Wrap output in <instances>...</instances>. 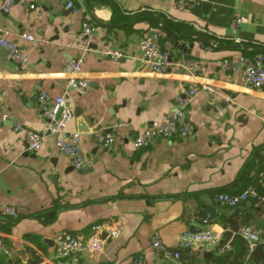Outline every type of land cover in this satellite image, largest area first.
Instances as JSON below:
<instances>
[{"label":"crops","instance_id":"1","mask_svg":"<svg viewBox=\"0 0 264 264\" xmlns=\"http://www.w3.org/2000/svg\"><path fill=\"white\" fill-rule=\"evenodd\" d=\"M177 1L14 0L9 13L0 12L1 35L19 46L27 62L25 71L18 69L0 48V115L8 116L0 125V264H68L55 257V236L67 231L86 241L92 226L105 222L120 227L118 236L100 255L84 248L80 264H216L217 251L205 256L201 247L180 245L184 231L205 229L201 220L208 214L209 229L232 239L233 254L241 252L233 244L240 227L264 233V197L236 208L215 202L220 193L240 192L247 176H257L264 189V87H248L240 73L222 67L224 60L264 52V0H188L193 7L182 9ZM235 9L244 18L237 28ZM84 21L97 28L88 52L82 47ZM170 22L191 34L182 27L171 31ZM151 32L170 54L165 74L152 73L142 60L139 41ZM24 34L48 42L30 44ZM104 49L125 57L103 58ZM182 56L198 61L200 71H185ZM80 57L90 81L83 95L65 90L66 64ZM204 85L213 93L201 91L189 106L190 136L134 148V139L153 121L172 113L178 95ZM42 91L66 95L73 111L67 130L81 134L86 159L80 171L48 133L34 99ZM115 124L120 126L110 148L89 132ZM16 125L22 130L16 132ZM29 132L43 138L35 153L26 151ZM5 207L17 216H4ZM155 233L180 259L156 254Z\"/></svg>","mask_w":264,"mask_h":264},{"label":"built area","instance_id":"2","mask_svg":"<svg viewBox=\"0 0 264 264\" xmlns=\"http://www.w3.org/2000/svg\"><path fill=\"white\" fill-rule=\"evenodd\" d=\"M14 5V0L6 1L1 7L0 12L9 13ZM177 6L179 8H191L193 3L188 0H178ZM31 8H34L32 6ZM67 8L76 14V9L73 2L67 4ZM244 18L238 12L234 11V23L237 28ZM97 31L96 25L90 21H84L81 28L82 47L84 52L91 49V42ZM3 30L0 28V48L6 53L7 58L14 62L18 69L25 71L27 69L26 58L19 48L13 42L4 38ZM24 40L30 44H38L44 46L47 40L43 38H36L31 34H24ZM139 49L142 54V60L154 74H165L170 70L172 61L170 54L165 50L158 36L144 37L139 41ZM103 58L118 61L123 59L125 55L118 50L104 49L100 51ZM180 66L187 72L195 73L200 71V64L198 61L181 57ZM222 67L227 73L238 72L242 75L245 84L248 87L259 90L264 87V55L260 52L254 56H241L238 59L224 60ZM68 79L65 84V90H73L79 95L85 94L90 88V81L84 77L83 60L82 58L70 59L65 67ZM207 91L213 93V90L204 85L200 89L192 88L176 97L173 103V111L168 116L161 120L153 121L145 131L138 135L133 145L135 149H146L157 139H173L185 138L190 136L194 128L188 125L185 121L187 110L195 97L201 92ZM38 104L39 111L47 123V130L49 134L57 137L56 146L58 150L71 158L74 169L80 171L84 168L86 159L83 150L80 146L81 134L78 132H68L67 127L73 119V111L68 106L66 95H58L50 97L46 92L42 91L34 97ZM8 120V116L4 113L0 115V125ZM120 125L115 124L111 127L96 129L91 132V136L96 142L104 148H110L115 141L114 132ZM14 130L21 131L22 127L16 125ZM42 135L36 133H27L26 136V151L28 153H35L40 150L42 146ZM250 199H259L257 192L249 188L240 194L220 193L215 197V202L222 207L236 208L240 204L249 201ZM3 215L7 217H16L17 212L13 207H5ZM212 216L208 214L201 220L205 227L202 231L192 232L184 231L180 237V245L184 249H194L201 247L208 253L217 251L219 255H223L232 249V239L223 240L222 236L209 229L211 225ZM120 227L109 222L98 223L92 226L91 233L86 241L75 237L67 231L59 232L54 239L55 242V257L60 260H67L68 264H80V253L86 248L92 255H100L103 253L105 245L108 240L114 239L118 236ZM236 235L243 240L249 251L255 250L259 246L264 247V233L257 230L252 225H244L238 229ZM152 247L156 254L163 260L180 259L179 252H174L168 249L161 240L158 233L152 236ZM136 264H141L136 261Z\"/></svg>","mask_w":264,"mask_h":264},{"label":"trees","instance_id":"3","mask_svg":"<svg viewBox=\"0 0 264 264\" xmlns=\"http://www.w3.org/2000/svg\"><path fill=\"white\" fill-rule=\"evenodd\" d=\"M150 20H152V19H150ZM154 22H155V24L158 23L157 21H154ZM155 27H156V25H155ZM168 27H170L171 31L176 32V33L179 31H183V30H180V28L182 27L181 29H184L185 33L191 34V30L188 29L187 27L183 28V25H181V24H174V23L170 22ZM158 39H159L160 44H161L163 42V40L159 37H158ZM261 53L264 55L263 51H261ZM259 173L260 172L257 171L256 175H258ZM242 183H243V189L240 192H238L237 194H240L249 188L254 189L258 193L259 199H251L250 201L253 204L258 203V201L264 197V189H260V187H259L260 182H259V179H257V176H255V177L247 176L244 178ZM229 237H230V234H228L226 236V239H228ZM237 243L241 247L240 253H234L233 254L230 251H228L225 254L217 257L215 260V263L216 264H248V263L253 262L254 264L255 263L256 264H264V252H263L264 247L263 246H259L255 250L249 252V250L247 249L243 240H241L236 235L234 237L233 244L236 245ZM31 264H40V263L38 260H36L35 262H32Z\"/></svg>","mask_w":264,"mask_h":264},{"label":"water","instance_id":"4","mask_svg":"<svg viewBox=\"0 0 264 264\" xmlns=\"http://www.w3.org/2000/svg\"><path fill=\"white\" fill-rule=\"evenodd\" d=\"M153 35H155V33L154 32H151L150 34H149V37H151V36H153ZM185 118H186V116H185ZM82 120V119H81ZM83 121V120H82ZM82 121H81V123H82ZM83 124V123H82ZM90 133L92 132V131H89ZM205 256H212V253H206L205 254Z\"/></svg>","mask_w":264,"mask_h":264}]
</instances>
